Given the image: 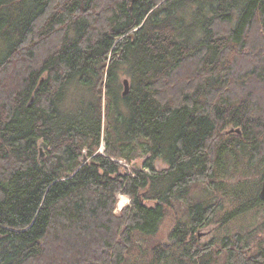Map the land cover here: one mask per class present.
I'll list each match as a JSON object with an SVG mask.
<instances>
[{"label":"trees","instance_id":"trees-1","mask_svg":"<svg viewBox=\"0 0 264 264\" xmlns=\"http://www.w3.org/2000/svg\"><path fill=\"white\" fill-rule=\"evenodd\" d=\"M130 1L0 0V264H121L172 199L264 160V0ZM143 155L132 174L114 160ZM237 182L250 199L223 223L264 204ZM188 211L151 264H211L195 228L215 206Z\"/></svg>","mask_w":264,"mask_h":264},{"label":"rangeland","instance_id":"rangeland-1","mask_svg":"<svg viewBox=\"0 0 264 264\" xmlns=\"http://www.w3.org/2000/svg\"><path fill=\"white\" fill-rule=\"evenodd\" d=\"M131 2L129 1L128 3L129 8H132ZM240 66L243 67V63ZM244 70L242 69L241 72ZM256 93L264 101V90L260 82L256 84ZM38 148L40 154L44 155L45 147L38 146ZM97 152L99 154H105V141L101 140ZM261 152L264 153V149ZM88 160H91L90 157ZM114 160L121 166L125 165L124 170L132 174L135 167L144 166L147 155L136 156L131 160H127L124 157L114 158ZM235 163V167L233 165L228 167L226 177L223 179L226 182V191L219 192L208 184L198 183L191 187L187 196L172 199L154 235L143 236L139 233L133 234V248L121 264H151L156 258V244L169 247L173 243L169 234L176 223L182 221L191 227L188 210L189 206L196 202H200L203 205L214 204L215 206V212L212 214L210 220L204 221L197 228L200 233L199 239L197 238L198 243L200 245L211 244L207 247V254L211 264H230V260L234 262L238 261L240 255L249 259L248 264H264V204L259 207L256 206L243 214H239L228 223L222 222L223 217L228 211L235 209L246 198L250 199L249 197H244L237 200L233 195V192L237 190V181H244V185L246 186L244 188V195L246 196V193L250 189L256 188L258 190L260 188V181L258 180L264 174V160L250 168L245 167V159L241 161L237 160ZM166 167V163L162 160L156 162V168L158 170L165 169ZM234 168L235 172H232ZM143 169L150 172L145 167ZM244 170H246V174L241 175V172ZM143 201L148 207L154 205L152 200L143 199ZM131 206V200L127 194L122 191L116 193V203L113 210L115 215H119L124 209L130 208ZM196 231L195 228V233L198 235ZM223 244H226V246L224 247ZM232 255L234 256L233 258Z\"/></svg>","mask_w":264,"mask_h":264},{"label":"water","instance_id":"water-1","mask_svg":"<svg viewBox=\"0 0 264 264\" xmlns=\"http://www.w3.org/2000/svg\"><path fill=\"white\" fill-rule=\"evenodd\" d=\"M130 0H128L129 2ZM130 9V8H129ZM43 78L40 80L42 81ZM121 82H122V85H123V89H122V95H126L129 91V80L128 78L126 77H123L121 79ZM34 100V96H31L29 102H28V105H30ZM230 132H237V133H240V128H234V127H230L226 130L223 131V133L227 134V133H230ZM46 145V144H45ZM44 145V146H45ZM44 155L43 154H40V157H43ZM87 161V157L86 155H84L82 157V162L85 163ZM258 197L260 198L261 201L264 202V175L262 176V180H261V186H260V189H259V192H258ZM200 233H198V236H199ZM0 238H1V228H0Z\"/></svg>","mask_w":264,"mask_h":264},{"label":"bare ground","instance_id":"bare-ground-1","mask_svg":"<svg viewBox=\"0 0 264 264\" xmlns=\"http://www.w3.org/2000/svg\"><path fill=\"white\" fill-rule=\"evenodd\" d=\"M125 166V165H124ZM127 197V196H126ZM118 210V209H117Z\"/></svg>","mask_w":264,"mask_h":264},{"label":"flooded vegetation","instance_id":"flooded-vegetation-1","mask_svg":"<svg viewBox=\"0 0 264 264\" xmlns=\"http://www.w3.org/2000/svg\"><path fill=\"white\" fill-rule=\"evenodd\" d=\"M199 233V232H198Z\"/></svg>","mask_w":264,"mask_h":264}]
</instances>
